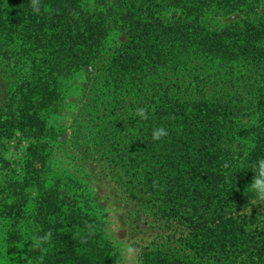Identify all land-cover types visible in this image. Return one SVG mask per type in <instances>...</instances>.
Instances as JSON below:
<instances>
[{"label":"trees","instance_id":"1","mask_svg":"<svg viewBox=\"0 0 264 264\" xmlns=\"http://www.w3.org/2000/svg\"><path fill=\"white\" fill-rule=\"evenodd\" d=\"M233 15L224 26L211 24ZM112 34L126 40L102 63L108 81L124 80L130 90L136 81L142 90L154 88L140 104L156 110L148 121L135 117L140 133L122 153L136 162L125 163L130 179L135 177L145 199L158 201L153 206L166 227L142 248L139 264H264V203L247 189L252 165L264 157V85L247 103L229 99L225 90L197 95L199 81L238 82L239 66L248 72L260 65L264 0H41L39 14L29 0H0V61L8 58L6 39L17 41L9 59L17 104L10 98L0 124L43 135L33 138L17 167L0 162V172L8 168L13 174L0 185V216L12 221L8 240L14 239L17 256L47 264H107L114 258L96 219L48 187L45 174L56 135L48 117L60 106L70 78L94 62ZM24 66L29 81L21 76ZM185 81L191 86L182 91ZM250 108L258 113L250 126L228 122ZM160 125L170 135L153 141L151 128ZM232 135L254 139L239 163L232 150L222 148ZM143 160L147 168L136 175ZM48 230L52 240L33 248L34 237Z\"/></svg>","mask_w":264,"mask_h":264},{"label":"rangeland","instance_id":"2","mask_svg":"<svg viewBox=\"0 0 264 264\" xmlns=\"http://www.w3.org/2000/svg\"><path fill=\"white\" fill-rule=\"evenodd\" d=\"M235 17H216L211 24L216 27L224 26ZM13 32L4 33L10 36ZM125 40V35L112 34L107 37L94 62L85 65L70 78L67 93L60 106L48 117L49 124L56 127V135L52 141V153L45 162L48 166L45 174L50 178L46 184L48 187H57L60 197L70 196L84 212L96 219L105 241L110 244L114 253L113 260L107 264H139L142 248L158 240L166 230L164 221L158 220L157 206H153L158 201L145 199L143 192L138 189L139 184L134 186L135 177L130 179L125 163L129 161L135 165L136 162L131 157H122L126 146L132 147L131 138L135 139L137 133H140V127L132 124L135 119L134 111L141 107V97L153 93L154 88L149 86L142 90L137 81L131 90L123 86L124 80L112 83L108 81L102 67L103 61ZM15 42L17 41L6 39L5 47L8 51L5 52L8 53V58L4 57L0 61V114L4 113L3 109L10 98L15 100L13 104H17L16 97H12V83L9 82L13 65L9 59L17 49ZM26 68L24 66L22 69L21 76L29 81L30 73L25 71ZM245 70L239 66L238 82L234 80L229 83V77L199 81L197 95L203 92L207 97L209 93L225 90L229 99L235 102L255 101L254 93L264 85V59L252 71ZM189 81L182 84V91L190 85ZM127 83L130 84L129 77ZM254 111L255 108L241 109L228 122L240 128L250 126L258 114ZM28 135L29 131L6 129L0 124V162L8 161L6 164L0 163L1 165L17 167L33 138L36 140V137L43 136ZM253 145L252 136L232 135L230 143L223 144L222 148L232 150L239 163L249 155ZM130 153L133 155V150ZM137 165L139 170L136 175L147 168L144 160ZM9 171L10 169L5 168L0 172V185L4 184L2 179L11 173ZM238 181L241 182V177ZM64 202L71 204L70 199H64ZM11 223V220L0 216V264H47L41 260L24 258V254L23 258L17 256L18 248L14 246V239L8 240L14 228ZM129 245L135 249L134 255L124 251Z\"/></svg>","mask_w":264,"mask_h":264},{"label":"clouds","instance_id":"3","mask_svg":"<svg viewBox=\"0 0 264 264\" xmlns=\"http://www.w3.org/2000/svg\"><path fill=\"white\" fill-rule=\"evenodd\" d=\"M29 6L34 13L39 14L41 0H29ZM155 110V105L138 107L134 111V116L141 121H148ZM169 135V129L163 125L151 128V138L153 141H162ZM225 167H227V165H225ZM251 171L254 175L250 184L247 186V189L253 193L255 200L258 203H264V157L259 158L254 162ZM52 237L53 233L51 230H48L42 236L34 237L33 248L43 249V246L49 243L52 240ZM124 251L129 255H134L135 249L129 245L124 249Z\"/></svg>","mask_w":264,"mask_h":264}]
</instances>
